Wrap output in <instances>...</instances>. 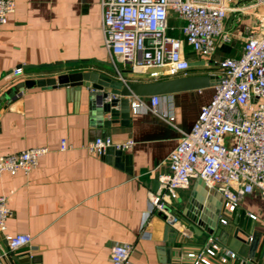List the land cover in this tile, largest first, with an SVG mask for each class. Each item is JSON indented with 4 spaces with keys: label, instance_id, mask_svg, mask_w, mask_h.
Masks as SVG:
<instances>
[{
    "label": "crops",
    "instance_id": "obj_1",
    "mask_svg": "<svg viewBox=\"0 0 264 264\" xmlns=\"http://www.w3.org/2000/svg\"><path fill=\"white\" fill-rule=\"evenodd\" d=\"M14 1L15 12L6 24H0V97L22 81L72 70L117 78L104 46L101 0ZM230 8L224 31L231 38H241L242 45L226 56H238L248 32L259 28L260 9L253 0H231ZM181 24L175 20L172 25ZM187 57L199 60L189 47ZM19 67L22 72L15 76L13 70ZM122 74L131 81H151L128 68H122ZM192 74L208 73L195 68ZM89 95L84 86L35 87L16 95L0 110V155L49 148L29 174L0 177V196L8 198L14 213L6 234L32 237L30 245L11 252L0 232L3 264H110L112 246L123 243L134 246L131 264H177L179 258L172 251L180 246L177 233L191 236L198 245L202 241L177 220L169 223L154 214L143 228V218L148 194L156 190L158 175L167 171L166 159L180 133L147 108L150 97L133 98L139 106L127 126L94 124ZM212 95L213 85L161 96L158 111L164 115L172 109L177 127L188 131ZM106 136L116 141L132 139L135 144L128 151L110 149L104 155L87 149L93 139ZM63 139L71 149L59 150ZM191 189L180 192L173 210L184 209ZM238 209L264 235L260 196L243 197Z\"/></svg>",
    "mask_w": 264,
    "mask_h": 264
},
{
    "label": "built area",
    "instance_id": "obj_2",
    "mask_svg": "<svg viewBox=\"0 0 264 264\" xmlns=\"http://www.w3.org/2000/svg\"><path fill=\"white\" fill-rule=\"evenodd\" d=\"M253 1L260 9L258 30L248 32L240 55L217 59L219 49L231 40L224 31L231 0H101L104 46L117 79L125 85L139 80L125 78L122 68L147 75L150 80L192 75L195 68H203L214 77L212 98L201 106L188 131L177 127L172 109L164 115L159 113L161 96L150 97L147 108L176 128L180 137L166 159L167 171L158 175V188L148 194L143 228L154 214L165 215L169 223H174L177 219L169 209L173 210L180 192L189 190L197 178L204 181L210 193L222 195L229 211L238 208L247 195L258 194L264 204V0ZM15 10L14 0H0V24H6ZM172 18L182 24L173 26ZM187 47L198 55L195 62L204 63L191 66L194 61L187 57ZM149 69L161 71L146 74ZM21 72L22 68L13 70L15 76ZM137 106L133 101V110ZM134 144L132 139L116 141L106 136L96 137L86 147L92 153L104 155L110 149L128 151ZM69 149L71 145L63 139L59 150ZM47 153L49 148L41 146L0 155V177L5 173L29 174ZM13 215L8 198L0 196V232L11 252L32 241L27 234H6L7 221ZM249 216L252 220L258 218L251 213ZM219 247L209 239L199 253L189 256L195 258L194 264H215L212 259ZM133 252L132 244L113 245L110 264H131ZM226 255L220 258L221 264H228V259L237 256L233 251ZM4 256L0 249V264Z\"/></svg>",
    "mask_w": 264,
    "mask_h": 264
},
{
    "label": "water",
    "instance_id": "obj_3",
    "mask_svg": "<svg viewBox=\"0 0 264 264\" xmlns=\"http://www.w3.org/2000/svg\"><path fill=\"white\" fill-rule=\"evenodd\" d=\"M203 63V61L190 62V65ZM160 71V69H149L146 74ZM213 82L212 75L192 74L145 82L132 81L125 85L121 80L99 72L72 70L55 77H42L17 83L0 97V110L6 102L26 89L84 86L91 91L89 109L94 124L111 127L113 124L121 123L127 126L133 111V98L203 90L213 85ZM109 96L113 97L107 100ZM169 211L177 221L192 232V235L202 241V244L198 245L191 236L177 233V242L180 246L172 250L179 258L177 264H194L195 258L189 256L190 250L199 253L209 239H213L214 243L220 246L219 250L215 251L217 256L212 259L215 264H221L220 258L227 257V251L237 254L235 259H228V264H264L263 233L254 229V224L246 219L244 211L238 208L234 211L227 210L222 195L218 192L210 193L201 178L195 180L184 209L181 211L169 209ZM162 216L167 219L165 215ZM223 219L226 220L225 224H222ZM230 224L235 226L234 230L225 226ZM209 248L215 250L211 245ZM200 263L205 264L203 261Z\"/></svg>",
    "mask_w": 264,
    "mask_h": 264
},
{
    "label": "rangeland",
    "instance_id": "obj_4",
    "mask_svg": "<svg viewBox=\"0 0 264 264\" xmlns=\"http://www.w3.org/2000/svg\"><path fill=\"white\" fill-rule=\"evenodd\" d=\"M174 18L171 19V23H174ZM242 45L241 38H234L232 37L231 40L227 43H225L220 49L219 53L217 52L216 58L221 59L225 57L226 55H232L236 52V48L240 47Z\"/></svg>",
    "mask_w": 264,
    "mask_h": 264
},
{
    "label": "trees",
    "instance_id": "obj_5",
    "mask_svg": "<svg viewBox=\"0 0 264 264\" xmlns=\"http://www.w3.org/2000/svg\"><path fill=\"white\" fill-rule=\"evenodd\" d=\"M174 34H175L176 36H178V37L180 36L178 33H174Z\"/></svg>",
    "mask_w": 264,
    "mask_h": 264
}]
</instances>
